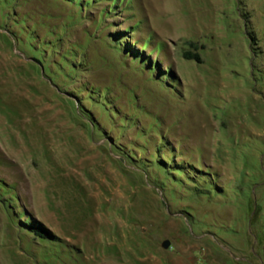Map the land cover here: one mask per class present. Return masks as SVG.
I'll return each instance as SVG.
<instances>
[{
    "label": "rangeland",
    "instance_id": "rangeland-1",
    "mask_svg": "<svg viewBox=\"0 0 264 264\" xmlns=\"http://www.w3.org/2000/svg\"><path fill=\"white\" fill-rule=\"evenodd\" d=\"M0 264H264V0H0Z\"/></svg>",
    "mask_w": 264,
    "mask_h": 264
},
{
    "label": "trees",
    "instance_id": "trees-1",
    "mask_svg": "<svg viewBox=\"0 0 264 264\" xmlns=\"http://www.w3.org/2000/svg\"><path fill=\"white\" fill-rule=\"evenodd\" d=\"M115 40V45L117 48H119L121 51L125 50L126 52H129V50H131V47H129L128 45H124L122 39L118 40L116 37H114ZM113 45V46H115ZM135 57H139V53H134ZM186 56L189 57L188 53H185ZM194 58H198L197 55H194ZM19 223L21 224L20 226H22L23 228L27 229L28 231H30L31 233H33L35 236H37L38 238L42 239V240H53L56 238V236H54V234L46 227L44 226L41 222L36 221V220H32L30 217L23 219L22 221H19Z\"/></svg>",
    "mask_w": 264,
    "mask_h": 264
},
{
    "label": "water",
    "instance_id": "water-1",
    "mask_svg": "<svg viewBox=\"0 0 264 264\" xmlns=\"http://www.w3.org/2000/svg\"><path fill=\"white\" fill-rule=\"evenodd\" d=\"M169 243H170V241L168 239H164V241L162 242V246L163 247H168Z\"/></svg>",
    "mask_w": 264,
    "mask_h": 264
}]
</instances>
